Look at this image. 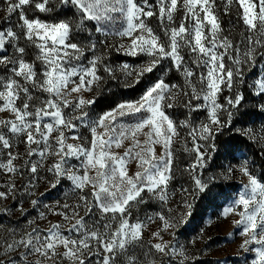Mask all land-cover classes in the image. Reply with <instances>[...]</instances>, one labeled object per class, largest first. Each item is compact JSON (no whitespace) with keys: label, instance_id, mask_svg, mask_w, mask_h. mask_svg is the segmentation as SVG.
I'll list each match as a JSON object with an SVG mask.
<instances>
[{"label":"snow or ice","instance_id":"snow-or-ice-1","mask_svg":"<svg viewBox=\"0 0 264 264\" xmlns=\"http://www.w3.org/2000/svg\"><path fill=\"white\" fill-rule=\"evenodd\" d=\"M5 3V19L18 12L21 23L17 27L21 32L13 27L0 30V66L7 69L6 75H0V112L8 111L13 117L0 119V148L11 149L13 138L24 137L26 155L40 158L25 161L34 176L49 156L55 157L48 171L58 178L57 183L61 177L71 181L78 202L62 205L63 209L71 208V216L63 211L55 213L63 216L65 221L74 220L67 228L55 223L46 229L38 226L21 232L8 229L0 236V264H63L64 261L90 264L94 257H99L96 264H118L121 258L122 264H137V257L129 254V250L135 245L142 247V232L147 225L140 220L131 222V210L147 203L143 193L151 194L166 208V212L156 213L163 231L186 226L194 212V203L187 198L182 201L184 211L175 216L173 209L167 207L168 186L173 179V144L179 132L166 109L174 107L180 89L159 79L138 101L121 103L88 122L91 139L86 145L83 137L67 133L74 132L78 126L76 121L87 120L86 109L94 99L85 98L83 93L92 91L102 80L98 75L100 68L109 74L113 70L104 65L103 54L93 55L87 64L83 63L85 53H95L97 44L72 42L73 33L85 21H101L110 18V13H119L126 27L118 35L128 40L120 44L119 50L150 58L135 70L137 81L145 73L152 72L161 61L172 62V67L184 78L183 96H190L184 107L190 113L207 112L206 119L198 125L193 126L187 119L179 123V127L190 129L188 135L192 147H187L185 142L184 151L195 153V161L186 169L193 173L197 168H203L209 158L208 152L202 151L209 146L201 141H213L216 133L231 122L233 113L229 109L236 108L243 100L242 93H237L235 98H225V106L219 102V96L224 88L232 89L242 76L240 66L254 61L257 50L264 47V0H223L226 14L234 6L242 9L238 16L248 32L247 47L243 52L223 34L216 0H155L154 5L149 0L140 4L137 0H60L61 6L70 4L79 13V20L66 18L53 24L29 19L25 12V7L33 3L41 13L51 12L52 0H5ZM180 10L184 17L176 25L175 14ZM154 16L159 21L164 40L149 26L148 20ZM6 45L13 50L10 55L5 54ZM29 47L36 49L32 60L26 58ZM225 57L235 67L226 65ZM122 70L128 71L129 76L133 74L128 65ZM256 87L257 95L264 94V81L258 80ZM193 100L203 103L193 105ZM69 109L71 114L66 111ZM224 112H227V121L221 118ZM126 116H138V122L131 125L118 122ZM246 134L251 136L252 130ZM141 135L143 140L139 138ZM125 141L131 143L123 153L115 151L122 148ZM157 146L162 149L160 154L156 152ZM211 148L215 149L214 143ZM18 158V153L8 151L6 161H0V170L9 175L17 173L19 169L14 161ZM70 159L78 160L79 168L69 166ZM132 163L137 170L129 174ZM239 170L248 177V184L222 214L240 217L234 223L242 226L241 235L246 236L241 247L247 249L249 244L258 245L247 250L255 251L252 264H264V183L250 174L246 164ZM232 171L231 167L227 169L228 174ZM193 181L200 193L210 191L196 175H193ZM15 187L9 180L7 190H0V199H7ZM85 189L91 190V198L84 194ZM182 191L187 192L186 189ZM32 203L36 204V201ZM81 207L84 216L79 215ZM97 214L98 218L85 220V216ZM39 216L43 220L45 213L41 212ZM152 219L147 217L148 221ZM28 223L31 226L34 221ZM65 230L69 235L64 234ZM152 235L159 241L149 242L155 252L185 257L183 246H171L163 239L161 231ZM149 264H155V261Z\"/></svg>","mask_w":264,"mask_h":264},{"label":"rangeland","instance_id":"rangeland-1","mask_svg":"<svg viewBox=\"0 0 264 264\" xmlns=\"http://www.w3.org/2000/svg\"><path fill=\"white\" fill-rule=\"evenodd\" d=\"M143 0H137V3H142ZM149 3L155 4V0H149ZM57 5V0H52L51 8ZM218 8V15L220 18L221 27L224 30V35L229 36L235 45H238L243 52L247 47L246 37L247 30L243 21L239 19L238 6L232 7L226 14L223 7V0H216ZM5 0H0V30L8 27H13L15 31L21 32L17 27L19 25V13L11 14L10 18L5 19L6 14ZM25 12L29 19H39L42 22L53 24L58 23L66 18H73L66 15L64 12L56 13L55 11L41 13L35 9L34 3L31 6L25 7ZM55 12V13H54ZM43 16L50 18L62 17L57 21H50L43 19ZM110 18L101 21H88L83 26L74 31L72 42H78L87 45L90 41L97 44L95 53L88 51L82 58L83 63L92 58L93 55L103 54L104 65L111 68V74L105 72L103 67L100 68L98 75L102 80L95 84L90 92H84L83 95L87 99H94V103L87 107V120L84 122L76 121L78 125L74 132L67 133L71 135H79L83 137V143H87L91 139V133L88 128V122L97 119L105 112L111 111L117 105L127 101H138L148 88L153 86L159 79H163L169 85L175 84L179 86L180 95L174 101V107L166 109L167 114L176 122L179 136L175 138L173 148L175 150L174 164H173V179L168 186L169 201L167 207L173 209L172 215L175 216L184 211L182 201L187 198L192 201L194 196L198 201V208L194 210L190 221L186 226H181L175 230H162V223L156 218V213L165 211L166 208L161 202L145 192L143 197L147 203L135 206L132 211L131 222L137 220L143 221L147 226L142 232V247L135 245L129 250V254L137 257V264H149L150 261H155V264H252L255 259V251L247 250L254 249L258 245L252 243L247 246V249L242 248L241 244L246 239V236L241 235L242 226L238 227L234 221L240 219L236 214L223 215V210L238 198V195L245 191V185L248 184V177L245 176L239 169L241 165H247L252 176L256 177L253 168L249 161L241 152L234 154L233 158L222 152V148L218 145L215 149L211 148L213 141L204 142L209 147L202 149L208 152V159L203 168H197L195 172L190 173L186 171L189 165L195 161V153L184 151L185 142L187 147H192V141L188 133L189 128L179 127L180 121L189 120L193 126L198 125L200 121L205 120L207 112L199 110L191 112L184 107V104L190 98L183 96L184 78L180 72L172 67L170 60H163L152 71L145 73L136 80L135 70H138L142 65L149 61V57L143 54L136 56L129 55L123 50H119L121 43H127V38H122L118 35L126 27V22L119 13H110ZM184 17L183 10L175 14V23L179 24ZM157 34L160 35L161 40H164L163 33L160 32L159 21L154 16L148 20ZM100 28L101 31H96ZM104 42V43H101ZM21 43H23L21 41ZM12 48L6 45L5 54H11ZM36 49L29 47L27 49V59H34ZM185 59H188L187 53H184ZM233 55L235 53L233 52ZM226 65L235 67L231 61L225 57ZM124 65L129 66V71H132L131 76L128 71L122 70ZM39 69V63L37 62ZM242 76L234 84L231 90L224 88V91L219 96V102L226 106V97L235 98L237 93H242L243 100L236 108L229 109L233 115L230 123L225 126L230 132L242 133L248 140L255 145L256 148L264 152V94L257 95V81H264V47L257 50L255 59L251 63L240 66ZM200 71H203L201 69ZM7 69L0 66V75H6ZM194 82L196 78H193ZM242 81V83L240 82ZM197 87L199 85L197 84ZM18 102V106H19ZM203 103V101L193 100V105ZM71 114V110H66ZM78 114V113H77ZM255 117L256 119L247 120L244 117ZM241 117V119H240ZM253 117V118H254ZM12 114L8 111L0 112V119H11ZM221 118L227 121V112L222 113ZM138 116H126L118 120L119 123L131 125L138 122ZM252 130V135L246 134L248 130ZM6 131V129H5ZM147 131V129H145ZM254 137V138H253ZM141 140L144 137H139ZM24 137L13 138V146L11 149L0 148V161H6L7 152L18 153L19 158L14 161L19 169L17 173L9 175L0 170V190H7L8 182L11 180L15 184V191L9 195L7 199H0V236H4L8 229H15L17 232L30 231L31 227H39L46 229L51 224L60 223L65 225V228L74 223V220L65 221L61 215H56V212H67L71 216V208L63 209L62 205L68 203L69 205L78 202V194L73 191L71 181L66 178H59L48 171V168L55 162V157L49 156L43 162V167L39 169L35 176L28 170L25 161L31 159L38 161L39 156L29 158L26 155V144L23 142ZM69 142H74L69 140ZM131 142L125 141V144L120 149H115L119 153H123ZM33 147H35L33 145ZM162 149L157 146L156 152L160 154ZM80 162L76 159L69 160V166L79 168ZM231 167L232 173L228 174L227 169ZM135 163L129 167V174L136 171ZM82 174V173H81ZM193 175L202 179L208 185L210 191L207 193H200L195 189ZM257 180L261 182L258 178ZM263 183V182H261ZM56 184L55 187H52ZM182 189H186L185 193ZM90 189H85L84 194H89ZM36 201L33 204L32 201ZM47 206V207H46ZM52 209L51 211L49 209ZM206 208V209H205ZM205 209V212H204ZM45 213V218L40 219L39 214ZM79 215L84 216V209H78ZM153 217L152 221H148L147 217ZM98 218V214L94 217L92 215L85 216L86 221H91ZM29 221H34V224L29 225ZM161 231V236L165 241H169L170 245L179 248L183 246L185 250V257L177 254L176 256H166L155 252L150 248L149 242H159L152 233ZM65 235L69 233L65 230ZM75 236V234H72ZM62 251V250H61ZM145 253H149L145 255ZM99 257H94L90 264H96ZM118 261V264H122ZM63 264H69L64 261Z\"/></svg>","mask_w":264,"mask_h":264},{"label":"trees","instance_id":"trees-1","mask_svg":"<svg viewBox=\"0 0 264 264\" xmlns=\"http://www.w3.org/2000/svg\"><path fill=\"white\" fill-rule=\"evenodd\" d=\"M52 9L58 14L62 11L66 15L74 17V20H79V13L76 12L70 4L61 6L60 0H57V5ZM43 19L57 21L62 19V17L50 18L48 16H43ZM85 22L87 23L88 21ZM253 117L250 116L244 118L247 120L256 119ZM213 143L215 146L219 145L222 148V152L230 158H233L235 153L241 152L249 161L257 178L264 183V152L256 148L255 145L251 143L242 133H237L235 131L230 132L229 129L224 126L218 133H216ZM192 202L194 203V210H196L198 208V201L194 196L192 197Z\"/></svg>","mask_w":264,"mask_h":264}]
</instances>
